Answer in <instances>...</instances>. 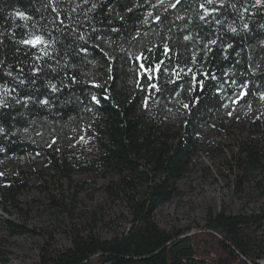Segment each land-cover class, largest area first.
I'll return each mask as SVG.
<instances>
[{
    "label": "trees",
    "instance_id": "1",
    "mask_svg": "<svg viewBox=\"0 0 264 264\" xmlns=\"http://www.w3.org/2000/svg\"><path fill=\"white\" fill-rule=\"evenodd\" d=\"M231 109L249 114L240 154L259 166L264 0H0V164L46 158L131 204L127 230L50 236L35 264H264V211H211L194 232L157 218ZM9 181L13 198L24 184Z\"/></svg>",
    "mask_w": 264,
    "mask_h": 264
},
{
    "label": "rangeland",
    "instance_id": "2",
    "mask_svg": "<svg viewBox=\"0 0 264 264\" xmlns=\"http://www.w3.org/2000/svg\"><path fill=\"white\" fill-rule=\"evenodd\" d=\"M248 118L245 109H231L224 126L206 136L204 150L189 162L171 199L159 205V223L169 230L194 232L206 224L211 211H264V160L251 168L240 154ZM55 166L49 159L25 156L1 162L0 248L10 255L0 264H35L46 239L53 237L59 248L70 246L73 229L85 233L95 229L112 238L129 227L131 204L125 193L104 189L109 178L96 181L74 167L61 171ZM11 177L24 184L13 198L4 193ZM143 186L142 182L141 190ZM15 225L31 231L16 232Z\"/></svg>",
    "mask_w": 264,
    "mask_h": 264
},
{
    "label": "snow or ice",
    "instance_id": "3",
    "mask_svg": "<svg viewBox=\"0 0 264 264\" xmlns=\"http://www.w3.org/2000/svg\"><path fill=\"white\" fill-rule=\"evenodd\" d=\"M209 2H211V0H209ZM177 3H179V0H177ZM171 7H175V5H171ZM17 15H18L21 19H27V17H26L23 13H18ZM233 31H235V29H233ZM185 39H190V38H189V37H185ZM22 43L30 44V45H32L33 47H36V46H38V45H40V44H43L44 41H43L42 37H40V36H35V37H33L32 39H30V40L22 41ZM45 54H46V53H45ZM137 59H140V57H138ZM141 67H143V64H141ZM156 67L159 68V65H157ZM147 71H151V69H148ZM177 75H179V74L177 73ZM52 89H53V91L56 90L55 85L52 86ZM93 99H96V98L93 97ZM44 103L46 104L47 101H44ZM184 107H188V105H185Z\"/></svg>",
    "mask_w": 264,
    "mask_h": 264
}]
</instances>
